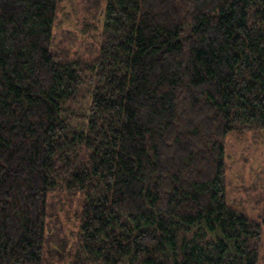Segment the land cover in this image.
Returning <instances> with one entry per match:
<instances>
[{
	"label": "trees",
	"instance_id": "16d2710c",
	"mask_svg": "<svg viewBox=\"0 0 264 264\" xmlns=\"http://www.w3.org/2000/svg\"><path fill=\"white\" fill-rule=\"evenodd\" d=\"M58 7L0 0V264H260L225 141L264 131V0H105L90 61L53 51Z\"/></svg>",
	"mask_w": 264,
	"mask_h": 264
},
{
	"label": "rangeland",
	"instance_id": "374dc122",
	"mask_svg": "<svg viewBox=\"0 0 264 264\" xmlns=\"http://www.w3.org/2000/svg\"><path fill=\"white\" fill-rule=\"evenodd\" d=\"M105 0H59L54 26L53 51L69 60L90 61L101 43V22ZM86 105L85 103H82ZM225 186L228 204L261 226L260 264H264V225L262 209L264 194V131L245 130L232 133L225 141ZM61 197V199H60ZM54 193V208L49 212L51 238L59 236L73 241L77 224V202ZM61 202H63L62 205ZM75 202V203H73ZM57 244L50 243L48 257ZM70 250V249H69Z\"/></svg>",
	"mask_w": 264,
	"mask_h": 264
}]
</instances>
